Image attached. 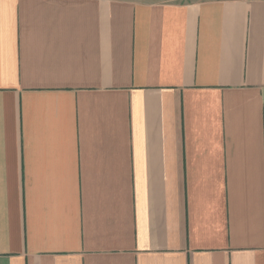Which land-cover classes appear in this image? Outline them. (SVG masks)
<instances>
[{"label": "crops", "instance_id": "1", "mask_svg": "<svg viewBox=\"0 0 264 264\" xmlns=\"http://www.w3.org/2000/svg\"><path fill=\"white\" fill-rule=\"evenodd\" d=\"M0 264H264V0H0Z\"/></svg>", "mask_w": 264, "mask_h": 264}, {"label": "rangeland", "instance_id": "2", "mask_svg": "<svg viewBox=\"0 0 264 264\" xmlns=\"http://www.w3.org/2000/svg\"><path fill=\"white\" fill-rule=\"evenodd\" d=\"M170 1H172V2H188V1H198V0H170Z\"/></svg>", "mask_w": 264, "mask_h": 264}]
</instances>
